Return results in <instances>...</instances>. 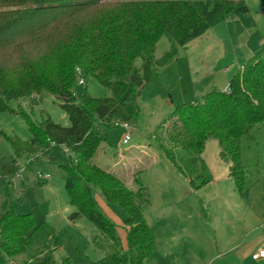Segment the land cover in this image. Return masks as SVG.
I'll return each mask as SVG.
<instances>
[{"label":"trees","instance_id":"trees-1","mask_svg":"<svg viewBox=\"0 0 264 264\" xmlns=\"http://www.w3.org/2000/svg\"><path fill=\"white\" fill-rule=\"evenodd\" d=\"M249 10L243 0H0V112L13 110V101L19 104L45 91L60 101L71 122L63 126L46 117L36 125L29 120L30 141L8 136L1 128L0 136L8 138L17 157L45 152L48 141L72 153L73 163L63 165L73 206L69 219L86 217L92 223L90 240L101 264H146L154 239L143 210L146 186L135 177L133 189L95 162L103 140L96 123L134 126L137 100L151 71L176 57V44L187 45L227 17ZM163 35L171 49L158 59L156 46ZM77 68L85 81L93 76L108 87L111 96L92 97L84 89L76 97ZM228 87L212 88L199 99L175 105L153 136L194 188L213 179L202 154L206 141L216 139L219 157L244 194L241 141L264 120V47L239 67ZM17 157L10 163L0 158L1 183L19 172ZM95 189L125 210L126 250L115 222L98 206ZM9 192L8 186H0V264H14L33 236L32 214L16 213ZM31 264L57 263L49 250ZM63 264L75 263L63 257Z\"/></svg>","mask_w":264,"mask_h":264},{"label":"rangeland","instance_id":"rangeland-1","mask_svg":"<svg viewBox=\"0 0 264 264\" xmlns=\"http://www.w3.org/2000/svg\"><path fill=\"white\" fill-rule=\"evenodd\" d=\"M243 1L250 8L247 14L227 17L187 45L176 44V57L151 71L150 82L137 100L134 126L96 123L103 135L98 163L105 168L121 160L128 163L133 167L131 179L127 180L126 171L119 177L133 189L137 188L134 178L138 177L148 190L143 210L154 247L146 264H239L242 249L260 243L264 231V120L241 141L246 169L244 194L235 188L228 165L219 157L216 139L206 141L202 154L213 179L194 188L158 148L153 136L154 128L170 109L199 99L209 85H224L253 50L264 47V0ZM170 49V39L161 36L156 58H162ZM84 89L92 97L111 96V90L93 76L84 84L76 78L75 96L79 98ZM11 108L0 112V128L22 141L33 138L29 120L40 125L50 117L63 126L71 124L60 101L49 92L33 94L19 104L13 101ZM126 134L130 139L124 142ZM16 157L8 138L0 136V158L10 163ZM73 160L64 146L48 141L45 152L17 157L19 172L0 182L1 188L9 187L16 213H31L34 219L32 242L14 257V264H31L49 250L57 264H63V257L75 264H101V254L90 240L92 223L86 217L76 222L69 219L73 206L65 187L67 172L63 165ZM127 166L122 169L127 170ZM39 173L51 177L40 180ZM94 194L100 209L121 234L125 210L108 203L99 189ZM2 198L0 193V201Z\"/></svg>","mask_w":264,"mask_h":264},{"label":"crops","instance_id":"crops-1","mask_svg":"<svg viewBox=\"0 0 264 264\" xmlns=\"http://www.w3.org/2000/svg\"><path fill=\"white\" fill-rule=\"evenodd\" d=\"M256 50V49H255ZM255 50H253V52L251 53V55L255 52ZM250 55V56H251ZM241 67V66H240ZM216 86H218V84H213V85H209V87L207 88L208 89V91H209V89H212V88H217V89H220V90H227L229 87V80H228V82L226 81V83H224V85H221L220 87H216ZM207 89H205V90H207ZM208 91H206V92H208ZM204 92V91H203ZM205 92V93H206ZM204 93V94H205ZM99 152H100V150H98V152H97V155H96V157H95V162L99 165V166H101L102 168H105L104 166H102V165H100L99 163H98V161H97V159H98V157L100 156V154H99ZM124 165H128L127 166V170L125 169V168H123L122 169V167L124 166ZM208 165V164H207ZM209 167V166H208ZM132 166H130L128 163H126V162H122V160L121 161H117V162H115L111 167H106L105 169H107V170H110V171H112V172H114L115 174H117L118 176H122L123 177V174L125 173V171H126V173L129 175L128 176V178H127V180H130L131 179V177H130V174H131V171L130 170H132ZM125 182L127 183V181L125 180ZM128 184V183H127ZM129 185V184H128ZM78 221V220H77ZM72 222H76V221H72ZM122 231L123 232H121V234H119V238L121 239V245H122V247L126 250L127 249V244H126V229L124 228V226H123V223H122ZM262 239V235H261V237H260V243H261V240ZM260 243H258V244H248V245H246L243 249H242V253L241 254H239V256H238V262H239V264H245V263H247V262H251L252 264H264V260H257V259H254L253 258V254L256 252V250H257V248L259 247V245H260ZM148 260V259H147ZM147 260H146V262H147Z\"/></svg>","mask_w":264,"mask_h":264},{"label":"built area","instance_id":"built-area-1","mask_svg":"<svg viewBox=\"0 0 264 264\" xmlns=\"http://www.w3.org/2000/svg\"><path fill=\"white\" fill-rule=\"evenodd\" d=\"M76 71H77V77H79V83L84 84L85 79L82 76L81 69L77 68ZM119 124H121L127 128L129 127V124L126 122L125 123H119ZM119 124H117V125H119ZM129 139H130V135L126 134L123 140H124V142H127ZM37 177L40 180H48L51 177V175L49 173H43V174L39 173L37 175ZM253 258L257 259V260H264V231L262 233V241H261L259 247L257 248L256 252L253 254Z\"/></svg>","mask_w":264,"mask_h":264}]
</instances>
